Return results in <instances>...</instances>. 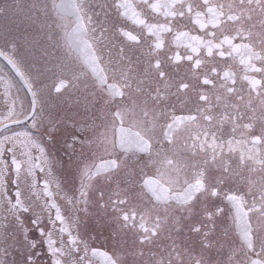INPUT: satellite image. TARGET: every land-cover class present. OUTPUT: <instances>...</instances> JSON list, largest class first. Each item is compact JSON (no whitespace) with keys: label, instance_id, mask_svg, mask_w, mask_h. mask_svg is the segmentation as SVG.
Listing matches in <instances>:
<instances>
[{"label":"flooded vegetation","instance_id":"flooded-vegetation-1","mask_svg":"<svg viewBox=\"0 0 264 264\" xmlns=\"http://www.w3.org/2000/svg\"><path fill=\"white\" fill-rule=\"evenodd\" d=\"M0 1V53L36 102L0 132V264H264V0H74L99 78L58 0ZM0 79V124L23 118L1 59Z\"/></svg>","mask_w":264,"mask_h":264},{"label":"water","instance_id":"water-1","mask_svg":"<svg viewBox=\"0 0 264 264\" xmlns=\"http://www.w3.org/2000/svg\"><path fill=\"white\" fill-rule=\"evenodd\" d=\"M57 8L63 14H67L75 18L76 26L68 34L69 45L73 49V51L76 54H78L80 58L83 60V62L89 67L91 73L96 78H99L98 68L94 62L91 51L86 45V43L82 40L84 33H83L82 25L80 23V19L74 7V0H58ZM0 59L10 68L13 75L16 77L22 88L25 90L29 100L28 113L19 120L4 122L0 124V132H1L8 127L27 122L34 114L36 103L31 88L29 87L27 81L25 80L21 72L18 70V68L13 64V62L8 57L4 56L2 53H0ZM154 186L155 188L153 190V194H155L156 190L159 189V187L156 184H154ZM231 203L234 208L237 230L239 231V234L244 240V242L247 244L249 238H248V225L246 223L245 214L241 210V207L237 202V200L233 199L231 200ZM252 264H260V263L253 261Z\"/></svg>","mask_w":264,"mask_h":264},{"label":"rangeland","instance_id":"rangeland-1","mask_svg":"<svg viewBox=\"0 0 264 264\" xmlns=\"http://www.w3.org/2000/svg\"><path fill=\"white\" fill-rule=\"evenodd\" d=\"M1 6H2V4H1V1H0V10H1ZM10 53L14 55V54H17V51H16V49H14V47H10ZM35 54H36L35 52H32L33 57H37V55H35ZM30 84L33 87L37 84V80L34 78V76H33V78L31 77ZM11 89H12V85H11ZM14 93L17 94V90H16L15 86H14ZM40 101H41L40 110H38L37 117H35L33 119V121H32V127H34V128H37V124L38 123L41 124V121H42V119H41L42 112H43V103H42L43 102V98L42 97H40ZM24 105H25L24 106L25 111H27L28 110V106H29L27 97L25 99V104ZM11 106H12V101H11ZM13 111L14 110H13V107H12V109L9 110L8 114L3 112V100H2L1 79H0V122L5 120V118H7L8 116H12L13 113H14ZM9 132H11V131H9ZM7 134H9V133H7ZM7 134L4 133L3 135L0 136V169L4 168L5 165L7 164L5 159L3 160V158H6L5 157V152H4V148H5L4 146L9 141V139H8L9 136ZM20 135H22V134H20ZM23 139H24L23 143H24L25 147L28 148L29 147L28 145L33 143V139L37 143V132H34V129H25L24 130ZM201 140H202L201 142H203V143L207 142L205 137H202ZM210 143H212V141ZM30 146L33 147V145H30ZM231 147L234 150H238V152H239L241 157L249 159L250 161H252L254 163H257L259 166L261 165V162L263 161L262 160L263 158L260 155L259 151L254 146H248V142L246 140L245 141L244 140L243 141L234 140V142L232 143ZM35 150H37V146H36ZM29 159L32 160L31 157ZM1 181H2V178H0V182Z\"/></svg>","mask_w":264,"mask_h":264},{"label":"trees","instance_id":"trees-1","mask_svg":"<svg viewBox=\"0 0 264 264\" xmlns=\"http://www.w3.org/2000/svg\"><path fill=\"white\" fill-rule=\"evenodd\" d=\"M39 37H40V39H41V42L44 43V41H45L47 38H50V35H49V34H46V33H41V34L39 35ZM34 51H35V50L32 49L31 52H30V54L27 53V56H32V52H34ZM27 52H29V51L27 50Z\"/></svg>","mask_w":264,"mask_h":264}]
</instances>
